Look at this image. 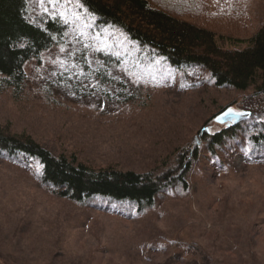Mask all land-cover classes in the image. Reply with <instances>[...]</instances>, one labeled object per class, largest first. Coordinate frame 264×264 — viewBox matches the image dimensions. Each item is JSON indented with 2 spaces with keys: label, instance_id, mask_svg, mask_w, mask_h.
Wrapping results in <instances>:
<instances>
[{
  "label": "rangeland",
  "instance_id": "obj_1",
  "mask_svg": "<svg viewBox=\"0 0 264 264\" xmlns=\"http://www.w3.org/2000/svg\"><path fill=\"white\" fill-rule=\"evenodd\" d=\"M162 3L213 31L226 49L247 47L264 24V0ZM31 5L32 17L61 13L84 40L114 51L138 95L125 104L75 101L53 82L66 66L67 50L56 46L26 63L19 89L6 87L0 75V128L7 134L31 137L93 169L161 173L200 144L202 130L222 128L223 108L256 110L252 89L219 88L192 70L185 81L122 31L97 26L76 0ZM241 153L231 147L214 157L201 149L189 188L176 184L155 208L124 219L58 197L37 179V161L0 151V264H264V162L246 163Z\"/></svg>",
  "mask_w": 264,
  "mask_h": 264
},
{
  "label": "trees",
  "instance_id": "obj_2",
  "mask_svg": "<svg viewBox=\"0 0 264 264\" xmlns=\"http://www.w3.org/2000/svg\"><path fill=\"white\" fill-rule=\"evenodd\" d=\"M76 1L97 26L122 31L126 40L145 48L152 61L167 62L182 73L185 81L192 70L219 88L240 92L252 89L258 102L252 118H248L250 123L247 119L226 123L215 133L202 130V139L196 140L200 144L184 149L177 166L161 173L93 169L75 157L56 156L31 137L10 135L1 128L0 151L37 161V179L58 197L124 219L137 218L155 208L159 198L176 184L189 188L188 176L201 158V149L218 157L222 151L236 147L245 157L244 162H264V24L247 41V47L226 49L219 45L213 31L174 15L162 0ZM32 2L36 0H0V75L6 87L19 89L26 79L28 61L41 59L44 51L63 46L67 50L66 66L56 72L53 82L66 95L82 103L97 97L125 104L137 97L138 91L114 51L99 49L91 40H84L61 13L40 12L32 17Z\"/></svg>",
  "mask_w": 264,
  "mask_h": 264
},
{
  "label": "water",
  "instance_id": "obj_3",
  "mask_svg": "<svg viewBox=\"0 0 264 264\" xmlns=\"http://www.w3.org/2000/svg\"><path fill=\"white\" fill-rule=\"evenodd\" d=\"M251 115L252 114L250 112L238 113L234 110L228 109L217 117V122L219 124L239 123L242 120L250 118Z\"/></svg>",
  "mask_w": 264,
  "mask_h": 264
}]
</instances>
